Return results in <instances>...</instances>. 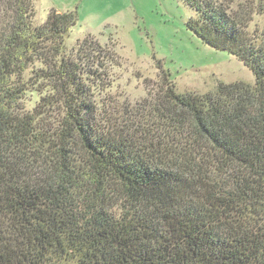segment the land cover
<instances>
[{
	"label": "trees",
	"instance_id": "1",
	"mask_svg": "<svg viewBox=\"0 0 264 264\" xmlns=\"http://www.w3.org/2000/svg\"><path fill=\"white\" fill-rule=\"evenodd\" d=\"M182 1L187 27L255 83L196 94L166 80L128 119L95 104L103 49L64 44L75 12L35 25L32 0H0V264H264V27ZM30 80L47 86L33 111Z\"/></svg>",
	"mask_w": 264,
	"mask_h": 264
},
{
	"label": "rangeland",
	"instance_id": "2",
	"mask_svg": "<svg viewBox=\"0 0 264 264\" xmlns=\"http://www.w3.org/2000/svg\"><path fill=\"white\" fill-rule=\"evenodd\" d=\"M260 1L220 0L230 11L241 8L251 11L247 18L250 32L264 27V13L254 9L255 6L248 8L250 3ZM32 3L35 25L43 24L52 10L76 13L77 22L64 39L69 51H74L83 40H87L90 51L94 43L103 49L99 53L105 84L94 94L102 118L129 117L131 111L142 114L150 110L153 99L166 88V80L173 83L177 92L196 94L213 92L219 82L255 83L252 71L235 56L204 44L187 27L186 22L194 13L182 0H32ZM28 83L22 104L33 111L47 86L40 80ZM125 112L128 115L123 116Z\"/></svg>",
	"mask_w": 264,
	"mask_h": 264
}]
</instances>
